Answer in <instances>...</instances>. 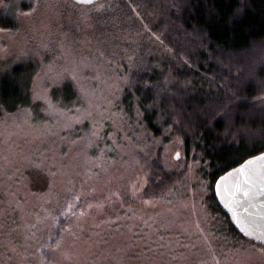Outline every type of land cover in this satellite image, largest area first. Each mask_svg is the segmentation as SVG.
Wrapping results in <instances>:
<instances>
[{
  "label": "trees",
  "instance_id": "obj_1",
  "mask_svg": "<svg viewBox=\"0 0 264 264\" xmlns=\"http://www.w3.org/2000/svg\"><path fill=\"white\" fill-rule=\"evenodd\" d=\"M25 1L31 0H4L1 23L14 29ZM105 1L100 16L111 17L103 28L109 49L133 55H111L109 68L115 109L135 125L128 138L139 149L128 164L141 168L140 194L154 201L181 190L195 212H169L167 219V212L159 219L135 214V223L126 212L93 217L88 196L73 197L76 182L57 188L23 180L30 172L24 164L19 175L0 177V251L19 264H127L130 254L97 244L111 236L107 229L126 224L152 235L132 251L131 264H221L223 245L264 248L234 228L213 192L218 176L264 151V0ZM120 30L125 39L115 36ZM3 64L1 115H27L41 125L75 105L69 81L49 86L47 101L34 96L33 57L6 56Z\"/></svg>",
  "mask_w": 264,
  "mask_h": 264
},
{
  "label": "rangeland",
  "instance_id": "obj_2",
  "mask_svg": "<svg viewBox=\"0 0 264 264\" xmlns=\"http://www.w3.org/2000/svg\"><path fill=\"white\" fill-rule=\"evenodd\" d=\"M3 1L0 0V6ZM105 2L85 6L74 0L25 1L14 18V29L0 21V67L6 56L33 57L38 67L34 84L37 99L47 101L49 86L63 81H69L78 93L75 105L63 112L51 109L57 113L41 125H34L27 115L0 114V177L19 175L24 164H28L30 172L23 180L54 183L57 188L76 182L78 188L73 197L86 201L88 196L86 212H92L93 217L104 212H126L127 222H132L135 214L159 219L161 213L167 212L164 216L167 219L169 212L173 217L179 212H195L193 203L181 190L154 201L140 194L144 185L141 168L128 164L136 148L139 149L128 138L135 125L115 109L109 68L111 55L127 59L133 55L118 50L117 45L109 49L110 36H106L103 28L111 17L109 13L100 16L107 8ZM118 20L121 19L113 23ZM122 31L115 36L125 39L127 35ZM197 212L207 211L201 208ZM162 221L164 227L170 228V224ZM79 222L81 225L84 219ZM135 228L126 224L119 229H107L111 236L97 244L110 249L119 247L121 256L130 254L126 259L133 263L132 251L152 241L150 233L142 237ZM85 238L83 232V242ZM221 250L225 256L221 264H264L262 247H245L238 252L223 245ZM0 260V264H19L3 250Z\"/></svg>",
  "mask_w": 264,
  "mask_h": 264
},
{
  "label": "water",
  "instance_id": "obj_3",
  "mask_svg": "<svg viewBox=\"0 0 264 264\" xmlns=\"http://www.w3.org/2000/svg\"><path fill=\"white\" fill-rule=\"evenodd\" d=\"M74 1L89 4L95 0ZM213 192L234 228L264 247V151L218 176Z\"/></svg>",
  "mask_w": 264,
  "mask_h": 264
}]
</instances>
